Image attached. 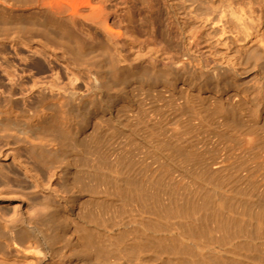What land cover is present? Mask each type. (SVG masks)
I'll return each mask as SVG.
<instances>
[{"label":"bare ground","instance_id":"bare-ground-1","mask_svg":"<svg viewBox=\"0 0 264 264\" xmlns=\"http://www.w3.org/2000/svg\"><path fill=\"white\" fill-rule=\"evenodd\" d=\"M143 1L0 0V204L19 203L14 212L0 208V264H67L77 252L93 264H114L110 246L120 233L116 229L127 231L130 222L123 223L125 219L115 226L113 209L132 199L130 184L136 177L132 170L116 167L118 163L109 157L100 166L96 146L107 131L130 147L119 156L139 157V190L134 195L143 208L147 113L140 104L135 110L137 98L132 95L134 90L142 95L152 86L145 77L148 61L164 66L156 70L151 65L152 75H164L166 83L158 81L162 90L174 94L181 101L179 108L185 107L205 128L243 130L264 124V0H176L179 31L184 35L183 25H189L190 35L188 49L174 56L160 55L158 47L152 48L158 41L148 39L153 41L151 47L146 40ZM122 8L125 14L120 13ZM212 26L216 34L226 36L230 52L207 51L205 35ZM94 54L101 57L99 62ZM195 54L210 58L202 61ZM119 61L125 65L117 68ZM206 98L213 99L211 104ZM121 103L124 108L119 110ZM204 113L211 115L210 123ZM159 125L153 124V131L149 128L156 142L161 136ZM85 137L90 140L83 141ZM107 142L108 138L103 143ZM108 154L113 158V149ZM54 182L59 189L53 188ZM18 192L29 195L26 202ZM91 245L107 249L103 260H94ZM142 252L128 262L148 264ZM119 259V264L127 261Z\"/></svg>","mask_w":264,"mask_h":264},{"label":"rangeland","instance_id":"rangeland-1","mask_svg":"<svg viewBox=\"0 0 264 264\" xmlns=\"http://www.w3.org/2000/svg\"><path fill=\"white\" fill-rule=\"evenodd\" d=\"M177 3L178 1L176 0L143 1L146 29L145 38H147L146 40L148 43L150 42V46L153 44V41L159 42L154 43L152 45L153 47H151H158L161 53L160 55L164 53L174 56L179 54L183 49L186 50L189 47L190 28L189 25H183L184 35L180 33L178 28L179 17L176 12ZM125 12V8L120 10L121 14H125ZM198 22L201 24V21L198 20ZM213 28V26L211 28L208 27L209 32L205 35V41L208 40L209 42L207 43L210 44L207 51L211 50L214 55L230 52L229 42L225 40L226 36L223 37L219 33L216 34ZM148 39H153V41L151 42ZM219 39H221V42L216 43ZM155 44L158 45L155 47ZM62 48L64 49V47ZM64 50L61 51V53L64 52ZM96 54L93 56H95V60L99 62L101 57ZM111 55H113V53H111ZM195 55H197V59H202V61L207 58H202L198 54ZM163 57L166 56L161 57L165 59ZM209 58L210 56H208L207 59ZM118 63H120V61ZM118 63L116 65L117 68L125 65L123 62L120 63L121 65H118ZM151 65L154 68L156 66V70L164 67L160 64L153 65L148 61L146 63L148 69L146 68L145 77L147 81H152V86H147L150 88H146L147 90L145 89L146 91L144 90L145 92H143L142 95L135 90L133 95L135 92L137 94L135 96L132 95L133 100L137 98L139 102L135 101V105L138 104L135 110H139L138 107L140 104V107L142 106L147 113L145 114V118H147L145 122L148 128L146 134L148 137H146V140L148 139L151 141L147 140V145H149L148 147L150 148L146 145L147 150L146 148L144 149L147 154L144 155L146 156L143 160L144 181L143 184H141L145 191L143 208H140L139 200L136 199V195H134L137 194V189L139 190V178L136 175L138 169L137 164L140 163L139 157L131 154L129 155L130 157L128 156L129 158L127 155L125 156L127 158L122 157L124 151L127 150V148L130 150V147L126 146L124 139L121 137L112 136L111 138L107 131L103 136L104 139L101 138L100 140H103L97 142L99 146H96L98 153L95 156L100 166H105L106 162L104 161L109 157V161L115 160V162L118 163L116 167L132 170L131 172L134 173L136 177L134 183L130 184L131 190H134V192H132V199H129L125 204L122 203L123 205L120 204L119 207L117 206L118 208L116 207L113 209L114 224L118 222L115 226H118L119 223H122V220L124 221L126 219L123 223L130 222L126 224H130L127 229L129 232L131 231L128 233V230L125 231L122 228L121 230L119 227L116 229V232L120 233H116L117 235L113 240V244L110 246L111 250L114 249L112 251L113 255H115L113 258L115 259V257H117V261L120 260V257L124 260L122 262L127 260L125 264H130V262L132 263L137 257L136 254L139 255L144 251L145 253H142H144L145 259L149 261L148 264H151V262L152 264H264V124H262L263 127H261L262 125H260V127H251L248 125L246 126L248 128L244 127L243 130V127L238 129L237 126H228L226 128L223 126L222 128L211 126L210 128V126L206 125L207 127L205 128V124L203 125L201 120L196 118L194 114H190L185 107L184 109L182 106L179 108L181 101L179 102L173 97L174 94L172 95L166 89L162 90L164 86L160 85L163 82L166 83L167 80H165L162 73L163 76L159 73L155 76L152 75L151 70L153 71L154 69ZM168 68L170 69L168 72L172 74L174 70L172 67H169V65ZM157 76L158 78H156ZM161 77L163 79L162 81ZM156 79L159 80L156 82ZM62 81L67 82V79L63 77ZM149 81L148 83H150ZM158 81L161 84L158 83ZM133 88L135 89L136 85L133 86ZM192 92H194L193 95L196 93L198 94L196 91ZM139 94L142 96H140L141 98ZM203 95L207 96V94ZM143 99L145 100L144 103L142 101ZM175 99L176 101H174ZM210 100L207 99L208 105L211 104L213 99ZM142 104H144L146 108ZM106 105L107 104H105V106ZM117 108L120 110L124 107L121 103V105L117 104ZM118 109L117 111H119ZM51 111L54 112L55 110ZM186 112L189 113L190 116L187 115ZM237 112V114L240 115V112ZM182 113L185 116H189V118L186 117V119ZM132 114L135 117L133 118L134 122L138 113L134 112ZM248 114L251 113H247V115ZM205 115L209 119H207ZM191 116L194 119H192ZM209 116L211 115L204 113L206 121L208 120L210 123V119L212 118ZM104 117H108V114H105ZM182 117H184V120ZM216 119L219 121L218 118ZM147 121L149 122L147 123ZM159 121H161V124ZM184 121L188 122L186 123ZM193 121H195V123ZM212 121L215 122L216 120L213 119ZM134 123L136 124L137 121ZM153 124L161 125V127L158 128V130L161 129L159 132L161 134L159 142H156L153 136H149L153 134ZM208 127L210 129H208ZM149 128L152 131L149 130ZM106 129L107 128H105V130ZM92 131L93 130H91V132ZM88 138L90 140V137H85L83 141L88 142ZM107 138L109 142L103 143ZM153 140L157 144H154ZM111 143H113V146ZM108 144H110L111 147H109ZM158 144H161L160 147ZM155 147L158 148L154 149ZM98 149H101V154ZM110 149H113V154L115 155V157L114 155L112 156L113 158L110 157L111 154H108L110 153ZM119 152L123 155L119 156ZM115 153H118V155ZM44 180L48 183L47 178ZM102 185L101 182L99 184L100 191L105 189V186ZM53 188L55 190L59 189L58 182L53 183ZM18 194V198H21L24 202L27 201L26 196H29L28 194L23 192H18ZM85 203L87 202H84V204ZM17 205H19L18 202L14 203L12 206L0 204V208L6 210V208L10 207L12 212H14V207ZM100 209L102 208H96L98 211H100ZM78 214L81 213L78 211ZM140 218L142 220H140ZM137 221H141L140 224L144 225L142 227L139 226L140 224ZM137 227L141 228L138 230ZM142 229L145 231L140 234ZM137 232H139V234H136ZM121 233H124V236ZM138 235L141 237L140 241ZM125 236L127 239L130 238L128 239L129 241H125ZM134 238L135 240H133ZM136 242L143 245H138ZM129 244H136L138 246ZM105 245H107V243ZM203 246L205 249H203ZM83 247L85 248L86 246ZM87 248L88 247L85 249ZM89 249L92 251L91 253L93 257H95V261L103 260V258H105L104 256H106L107 249L104 250L103 248L99 250L95 246ZM206 250L207 252H205ZM208 250L214 251L209 252ZM103 251L105 252L103 253ZM138 251L141 252L139 253ZM80 253L77 252L78 255L75 254V257L69 258L70 260L67 259V264H93L87 258L82 257H85L83 253H81L83 254L82 256ZM114 259H112V261L115 264L118 261L116 262ZM128 260L130 262H128Z\"/></svg>","mask_w":264,"mask_h":264}]
</instances>
